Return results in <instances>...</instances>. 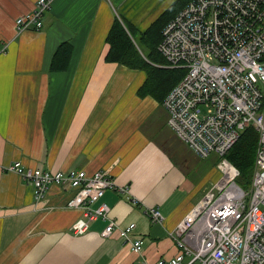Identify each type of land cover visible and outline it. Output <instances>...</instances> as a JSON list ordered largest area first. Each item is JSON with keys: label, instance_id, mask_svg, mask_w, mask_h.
Segmentation results:
<instances>
[{"label": "crops", "instance_id": "obj_1", "mask_svg": "<svg viewBox=\"0 0 264 264\" xmlns=\"http://www.w3.org/2000/svg\"><path fill=\"white\" fill-rule=\"evenodd\" d=\"M36 1L0 0V264H156L175 255L168 231L216 179V165L176 136L162 101L140 93L143 70L105 59L115 18L136 31L160 12L139 11L138 0H52L41 29L17 32L16 17ZM64 41L68 63L51 68ZM15 160L107 171L116 187L100 200L119 226L135 223L130 237L142 239V252L116 232L103 236L104 219L73 234L81 212L66 206L72 192L51 184L35 199L32 185L4 167ZM154 206L162 223L147 214Z\"/></svg>", "mask_w": 264, "mask_h": 264}, {"label": "built area", "instance_id": "obj_2", "mask_svg": "<svg viewBox=\"0 0 264 264\" xmlns=\"http://www.w3.org/2000/svg\"><path fill=\"white\" fill-rule=\"evenodd\" d=\"M51 5L52 0H37L30 11L18 15L17 32L41 29ZM161 35L157 49L167 66L185 69L162 100L167 125L197 156L216 154L219 177L168 231L177 253L156 264H264V0H191ZM249 125L258 140L251 187L245 191L236 182L238 169L225 155ZM4 167L32 185L35 199L51 184L70 190L66 206L81 212L70 226L73 234L104 219L103 236L116 232L134 252H142V239L130 237L135 223L119 226L108 218L109 205L100 200L116 187L107 171H52L25 167L20 160ZM147 214L152 222L162 223L158 207H150Z\"/></svg>", "mask_w": 264, "mask_h": 264}, {"label": "trees", "instance_id": "obj_3", "mask_svg": "<svg viewBox=\"0 0 264 264\" xmlns=\"http://www.w3.org/2000/svg\"><path fill=\"white\" fill-rule=\"evenodd\" d=\"M191 0H174L146 28L133 30L125 21L115 18L106 36L107 61L140 69L146 73L140 93H150L163 100L167 92L181 79L185 69L168 67L165 58L157 49L161 31L165 24ZM139 33L135 35V33ZM72 50L69 42L60 43L51 59L50 67L63 69L68 63ZM258 132L252 125L247 126L237 141L226 153L228 160L238 169L236 182L245 191L251 187L255 166V152ZM217 161V159H216ZM215 161V164H216Z\"/></svg>", "mask_w": 264, "mask_h": 264}, {"label": "rangeland", "instance_id": "obj_4", "mask_svg": "<svg viewBox=\"0 0 264 264\" xmlns=\"http://www.w3.org/2000/svg\"><path fill=\"white\" fill-rule=\"evenodd\" d=\"M174 0H138L137 3V9H139V11H143V10H151L153 11V14L156 12H162L165 8H167ZM139 33H135V35H138ZM178 139V138H177ZM216 159H218L217 155L212 153L209 157H207V161L211 160L212 163L215 165V161ZM216 173H215V177L217 180V178L219 177V172L217 170V168H215ZM200 173H202V168L199 171Z\"/></svg>", "mask_w": 264, "mask_h": 264}, {"label": "bare ground", "instance_id": "obj_5", "mask_svg": "<svg viewBox=\"0 0 264 264\" xmlns=\"http://www.w3.org/2000/svg\"><path fill=\"white\" fill-rule=\"evenodd\" d=\"M161 101V100H160Z\"/></svg>", "mask_w": 264, "mask_h": 264}]
</instances>
